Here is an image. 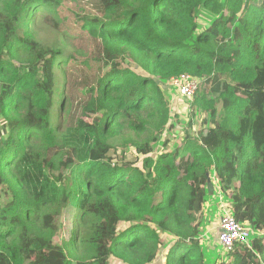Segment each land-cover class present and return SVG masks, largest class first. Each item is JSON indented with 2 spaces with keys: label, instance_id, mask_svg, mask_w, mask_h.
Instances as JSON below:
<instances>
[{
  "label": "trees",
  "instance_id": "16d2710c",
  "mask_svg": "<svg viewBox=\"0 0 264 264\" xmlns=\"http://www.w3.org/2000/svg\"><path fill=\"white\" fill-rule=\"evenodd\" d=\"M0 264H264V0H0Z\"/></svg>",
  "mask_w": 264,
  "mask_h": 264
},
{
  "label": "built area",
  "instance_id": "2783aa9c",
  "mask_svg": "<svg viewBox=\"0 0 264 264\" xmlns=\"http://www.w3.org/2000/svg\"><path fill=\"white\" fill-rule=\"evenodd\" d=\"M201 79L190 74L182 73L172 78V85L186 98L192 99L200 86ZM215 229L218 232V242L224 251H232L237 242H248L252 236L260 234L258 230L250 225L238 221L236 216L224 209L220 223ZM203 238H208L205 234Z\"/></svg>",
  "mask_w": 264,
  "mask_h": 264
},
{
  "label": "rangeland",
  "instance_id": "374dc122",
  "mask_svg": "<svg viewBox=\"0 0 264 264\" xmlns=\"http://www.w3.org/2000/svg\"><path fill=\"white\" fill-rule=\"evenodd\" d=\"M208 19L211 16L204 12ZM204 16V17H206ZM51 30V29H50ZM44 37H55L57 34L52 30V32L47 35L46 33L41 34ZM209 197L205 204V220H209L203 226L202 235L205 234L208 238H203L205 243V253L210 255V257L216 258L219 254L222 253V247L218 242V232L215 229L220 223L221 216L224 212V209L228 207L229 200L225 197L220 191L218 186L215 185V179L213 178L211 183L208 185ZM168 239V238H167Z\"/></svg>",
  "mask_w": 264,
  "mask_h": 264
}]
</instances>
